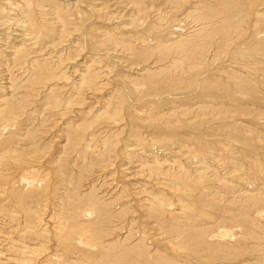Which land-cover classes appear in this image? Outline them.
<instances>
[{
	"label": "bare ground",
	"instance_id": "obj_1",
	"mask_svg": "<svg viewBox=\"0 0 264 264\" xmlns=\"http://www.w3.org/2000/svg\"><path fill=\"white\" fill-rule=\"evenodd\" d=\"M236 1L0 0V264H264L247 252L264 245V142L246 106L216 128L181 116L221 106L213 80L243 98L262 86L191 74L209 42L245 30ZM249 170L260 187L229 185Z\"/></svg>",
	"mask_w": 264,
	"mask_h": 264
},
{
	"label": "rangeland",
	"instance_id": "obj_2",
	"mask_svg": "<svg viewBox=\"0 0 264 264\" xmlns=\"http://www.w3.org/2000/svg\"><path fill=\"white\" fill-rule=\"evenodd\" d=\"M243 1L244 0H242V1H236V2H233V4L231 3V5H232V7H233V9H232V14L236 11L237 12V8L239 9V11H238V16L236 15V17H237V19L239 18V20L241 21V23L243 24V27L245 28V32L243 31V33H240L239 35L238 34H230V35H232V37H230V35H228V36H226L227 37V41H226V39L224 40V38L223 39H221L222 37H224V36H221V37H217L218 38V40H220V42L222 43H218V42H214V43H211V42H209L208 43V45L206 46V51H205V57L207 58V63L206 64H203L202 65V67H200L199 66V68L201 69H199V70H197L196 71V69H198V68H196L195 70L193 69V73L191 72V74H195L194 72H197V73H199V74H201V76L203 75V76H205V77H208L207 75H209L210 73H213L214 75L215 74H217L218 76L217 77H223L224 75H229V74H233V75H235V76H242V77H248L249 78V75H247V74H250V73H252V74H254V75H250V79H252V81L254 82H252L253 84H257V85H259V83H260V85H262V86H258V88L260 87V89H261V91L259 92V90L260 89H258V90H256V92L255 91H247L246 89H244L245 90V93H244V98L240 95L241 93H242V91H240V93L238 94L237 92H238V90L236 89V86H235V83L234 82H232V80H234V79H231V78H228V79H226V77H224L223 78V80L222 79H216V80H213V82L211 83V84H214V85H218V86H224L223 88H224V98H222L219 102H221V103H219V104H221V106H219V105H217V102L216 101H211V100H206V99H196V100H198L197 102H193L192 104L193 105H190V108L189 109H187V111L186 110H184V111H186V112H183L182 113V115L181 116H183V119H185V121H189L188 123H190L189 125H190V127H191V124L193 125V126H195L194 124H196V123H198L200 120H201V118H202V121H200L199 123H201V125H202V123H203V126L206 124V122H207V126H213V127H215L216 128V126L217 125H219L220 123L221 124H225V123H229L230 121H229V119L231 120V118H228L227 116H225V115H232V114H234V113H232L233 111L232 110H234L235 111V107H233V106H231L232 105V102H234V103H240V105H243L244 107L246 106V116H245V118H243L244 120H242L243 121V127L245 128V129H251L250 131H253L254 130V132H256V135L258 136V137H256V138H254V139H256V140H258L259 142H261V140L264 142V123L263 124H261V122H259V121H261V119L260 120H257L258 119V117H262V118H264V12L262 13V18L260 19V21L259 22H257V23H254V21H253V13H252V11L254 10V9H256V8H258V9H264L263 7H264V3L262 4V2H263V0H255L254 2H250V3H248V0H246L244 3H243ZM260 2V3H259ZM147 3V2H146ZM235 3V4H234ZM237 3V4H236ZM160 4V5H159ZM241 4V5H240ZM163 5V4H162ZM165 5H168V4H165ZM244 7H243V6ZM152 6H154V9H153V7H151V10L152 11H150L151 13H152V15L156 12L155 10H158V6H160V7H165L164 5L163 6H161V3H160V1H157V5H155V4H153L152 3ZM263 6V7H262ZM159 7V9H161ZM260 7H262V8H260ZM121 9V7L119 8L118 7V10H120ZM166 9H168V8H166ZM165 10V9H164ZM241 11V12H240ZM241 14H240V13ZM150 13V14H151ZM132 14V13H131ZM243 14H244V16H243ZM246 14H248V15H246ZM242 17V18H241ZM183 19V18H182ZM180 20L179 21V24H184V21L185 20ZM215 22H217L216 24H215V26H214V28H216V30L217 29H219V28H217V26L219 25V23H220V20L218 21H215ZM219 22V23H218ZM185 23H187L186 21H185ZM218 24V25H217ZM257 25V26H256ZM220 26H221V23H220ZM182 27H187V25H183ZM219 27V26H218ZM251 27V28H250ZM259 27H260V29H259ZM177 30V31H176ZM179 31V32H178ZM258 31V32H257ZM175 34H174V36L172 37V38H174V39H177V36L178 35H182L183 34V30H180V29H175ZM179 33V34H178ZM217 33H219V32H217ZM216 33V34H217ZM245 34V35H244ZM241 35H244V36H241ZM249 35V36H248ZM251 35H255L254 37H257V39H256V41L258 40V42L254 45V44H252V46H254L253 48L255 49H253L252 48V46H246V44H245V41L244 40H250V41H253V39H252V37H250ZM259 35H261L262 36V38H261V36H259ZM176 36V37H175ZM247 36V37H246ZM244 37H246V38H244ZM249 37V38H248ZM174 39H172V40H174ZM252 39V40H251ZM171 40V41H172ZM231 42H230V41ZM234 40V41H233ZM224 41V42H223ZM134 42H135V40H134ZM214 44V45H213ZM224 44V45H223ZM255 46H256V48H255ZM246 47H248V48H246ZM213 50V51H212ZM253 50V51H252ZM155 51V50H154ZM257 52H258V54H257ZM240 53V54H239ZM151 54L153 55V57L151 56ZM150 54V56L149 55H147V57H145V58H148L149 57V59L150 60H153V59H155V58H157V56H159V53H158V49H157V54H156V52L155 53H151ZM156 54V55H155ZM255 54V55H254ZM261 54V55H260ZM247 56V57H246ZM255 56H256V58H255ZM258 56V57H257ZM151 57V58H150ZM212 57V58H211ZM238 57V58H237ZM143 59H145L144 57H142ZM142 58H140L141 60H142ZM257 58H259V59H257ZM209 59V60H208ZM136 61V60H135ZM217 62V63H216ZM202 63H200L199 65H201ZM218 66V67H217ZM209 67V68H208ZM233 69V70H232ZM239 70V75H237L238 73H237V70ZM246 69H248L247 70V72L250 70V72H248V73H246ZM225 70V71H224ZM228 70L230 71V72H232V73H228ZM199 71V72H198ZM206 71H208V72H206ZM220 71V72H219ZM161 72V71H160ZM259 73V74H258ZM207 74V75H206ZM256 74V75H255ZM132 75V74H131ZM133 75H135V74H133ZM221 75V76H220ZM223 75V76H222ZM256 76V77H255ZM263 76V77H262ZM255 77V78H254ZM259 77V78H258ZM201 79H203V78H201L200 77V81H198L197 83H200L201 82ZM224 79H226L225 81H224ZM231 80V82H230V80ZM210 80H212V79H210ZM228 80V83L229 84H231V85H228V83H226V81ZM258 82V83H257ZM226 83V84H225ZM203 87V86H202ZM206 87H208V86H206ZM262 87V88H261ZM168 90L169 91H174L173 89H169L168 88ZM176 91H179V89H176ZM232 91H233V93H232ZM258 91V92H257ZM246 92H247V94H246ZM148 93H150V92H148ZM235 93H237L238 95H236V97H235ZM229 96H232V97H229ZM241 96V97H240ZM241 98V99H240ZM235 99V100H234ZM202 101V102H201ZM205 101V102H204ZM209 101V102H208ZM216 102V103H215ZM197 104V105H196ZM222 104L223 105H226L229 109H227V112L222 108ZM163 105L164 104H161V107H163ZM176 105V104H175ZM211 105V106H210ZM261 105V106H260ZM184 106V105H183ZM179 106V107H177V109L175 108V110L174 111H176V110H178V112H180L179 110H181V111H183V109H186V108H188L187 106ZM196 106V107H195ZM218 107L219 108H221L220 110L218 109ZM257 107V108H256ZM155 109V108H154ZM218 109V110H217ZM230 109H232V110H230ZM254 109V110H253ZM151 110H153V108L151 109ZM150 110V111H151ZM173 110H168L167 109V111H168V113L169 112H171V111H173ZM261 110V111H260ZM167 111H165V112H167ZM224 111V112H223ZM228 111H229V113H228ZM258 111V112H257ZM190 112V113H189ZM191 112H193L194 114H196V113H198V114H196V115H193V113H191ZM212 112V113H211ZM221 113V114H223L224 115V117H223V115L222 116H219V115H221V114H219V113ZM188 113V114H187ZM250 113V114H249ZM185 116H184V115ZM199 114H200V118H199ZM214 114H215V116H214ZM218 114V117L216 116ZM189 115H191V117H189ZM204 117H203V116ZM207 115V116H206ZM212 115V116H211ZM193 116H197L198 117V120H197V117L195 118V117H193ZM211 116V117H210ZM254 116V117H253ZM257 116V117H256ZM207 117V118H206ZM224 119H223V118ZM227 119H226V118ZM247 117V118H246ZM204 118V119H203ZM215 118H216V123H215ZM200 119V120H199ZM214 119V121H211V120H213ZM219 120V122H218V120ZM190 120H191V122H190ZM255 120V121H254ZM264 119H262V121H263ZM197 121V122H196ZM220 121H222V122H220ZM228 121V122H227ZM193 122V123H192ZM195 122V123H194ZM231 123H232V120H231ZM181 125H183V123L181 124ZM205 125V126H206ZM245 125H248V126H245ZM187 126V125H186ZM192 126V127H193ZM189 126H187V127H185V128H190ZM213 127H210V128H213ZM245 138L247 139V135L245 136ZM54 141L56 142V140H54L53 139V143H54ZM252 142H253V140H252ZM239 143L240 142H237L236 143V145L233 147V148H239V146H240V148L239 149H241V148H243L242 149V152H246V151H248V149H244L245 148V144H243V142L239 145ZM50 145H52V143H50ZM258 146V145H257ZM228 147H230V145H228ZM236 150H238V149H236ZM236 150L234 151V152H236ZM262 150H264V147H262ZM237 153V152H236ZM235 153V154H236ZM187 154V153H186ZM234 154V155H235ZM248 157H247V159H249V156L250 155H247ZM189 158V157H188ZM263 158V157H262ZM264 161V160H263ZM187 164H190V166H192L193 165V163L191 162V163H188L187 162ZM207 164H209V163H207ZM250 173V174H249ZM247 174V175H246ZM246 174H243V176H242V179H240L241 178V176H239V178H232V180L230 181V183H229V185H231V187L232 186H235V183H241V182H247V181H249V180H251V181H253L254 183H259V185H258V187H260V185H261V183H260V181L258 180V179H256L257 177H259V174H255V172L253 171V170H249V172H247ZM257 175V176H256ZM238 177V176H237ZM248 177V178H247ZM250 177H252V178H250ZM108 178H110V177H108ZM246 178V179H245ZM107 179V178H106ZM240 179V180H239ZM255 179V180H254ZM247 180V181H246ZM235 181V182H234ZM264 179H262V188H263V190H264ZM98 192H99V190H98ZM117 192H118V194H117ZM117 192H115L114 194H113V197L110 195L109 196V198L107 197V199H110L111 201L113 200V203H114V198L116 199V201H117V198L116 197H114V196H118V199H120V201H118V202H120V203H122V201L124 200V197H123V194H122V192H124V194H126L127 193V191H122V192H120L119 193V191H117ZM126 192V193H125ZM121 196V197H120ZM112 197V198H111ZM120 197V198H119ZM122 199V200H121ZM125 202V201H124ZM130 205H133V204H130ZM130 205H129V207H127L126 209H128V211H130L131 213L133 212H135L134 214L137 216V217H141L138 213H139V211L137 210L138 208H133L132 206V208L130 207ZM209 208H210V210H211V207L209 206ZM208 208V209H209ZM212 210H214V208H212ZM129 212H127V214H128ZM131 213H129V214H131ZM140 219H143L142 217L140 218ZM257 231H258V228H257ZM258 242H260L259 240H258ZM263 243V242H262ZM251 246L253 247V248H251ZM247 248L249 249V251H247L248 253H264V245H260V246H258V248L257 247H255V245H253V244H247ZM256 248V249H255ZM262 251V252H261Z\"/></svg>",
	"mask_w": 264,
	"mask_h": 264
}]
</instances>
